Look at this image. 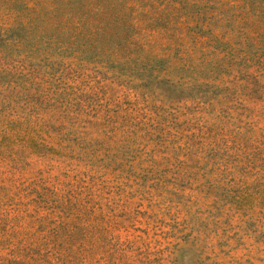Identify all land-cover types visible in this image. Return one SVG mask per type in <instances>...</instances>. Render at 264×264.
I'll return each mask as SVG.
<instances>
[{"label": "rangeland", "instance_id": "obj_1", "mask_svg": "<svg viewBox=\"0 0 264 264\" xmlns=\"http://www.w3.org/2000/svg\"><path fill=\"white\" fill-rule=\"evenodd\" d=\"M0 264H264V0H0Z\"/></svg>", "mask_w": 264, "mask_h": 264}]
</instances>
